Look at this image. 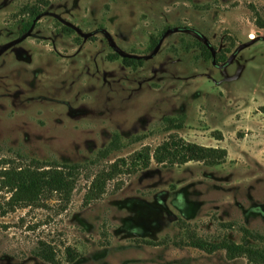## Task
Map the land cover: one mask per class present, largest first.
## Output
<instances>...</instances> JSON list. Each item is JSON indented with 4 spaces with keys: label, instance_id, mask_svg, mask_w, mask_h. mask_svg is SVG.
<instances>
[{
    "label": "rangeland",
    "instance_id": "374dc122",
    "mask_svg": "<svg viewBox=\"0 0 264 264\" xmlns=\"http://www.w3.org/2000/svg\"><path fill=\"white\" fill-rule=\"evenodd\" d=\"M255 16L264 21V0H0V264H252L187 241L264 249ZM169 135L226 159L126 166L87 199L111 164ZM64 166L74 167L67 201L45 192L15 204L1 183L3 170Z\"/></svg>",
    "mask_w": 264,
    "mask_h": 264
},
{
    "label": "trees",
    "instance_id": "16d2710c",
    "mask_svg": "<svg viewBox=\"0 0 264 264\" xmlns=\"http://www.w3.org/2000/svg\"><path fill=\"white\" fill-rule=\"evenodd\" d=\"M34 10V8H30L28 11L34 14ZM254 24L258 29H264V21H260L257 16H255ZM27 27L28 25H26L24 29ZM193 44L199 50V56L202 60L207 62L212 58L204 44L198 41H194ZM121 62L125 66L133 67L140 66L141 64L140 61H133L131 59H122ZM259 111L264 114V105L259 108ZM166 121L170 128L179 129L181 127L180 122L176 123L174 119L168 118ZM118 144V136L114 135L108 146L100 151L99 155L105 157L110 150L117 148ZM226 156V151L224 149L200 146L185 142L176 135H169V137L152 152L145 147L135 152L131 156L128 164L124 160H121L119 164V168L121 169L117 167L116 163L111 164L108 171L101 173L95 178L86 197L90 200L100 195L103 191L105 182L112 179L120 172L122 173L123 171L120 170L126 166V170H136L137 167L146 168L152 159L159 165H183L194 161L212 167L222 164ZM73 168L64 166L61 167V169H30L25 167L11 171L3 170L1 173L3 177L1 183H4L5 186L10 188L12 192L11 201L15 204H32L45 192L59 194L63 200L67 201L74 186L72 179ZM65 169L67 171H64ZM251 237L255 238L253 235H251ZM187 242L191 247L206 253L224 250L227 257L231 259L235 257H244L252 264L264 263V249L256 248L251 245L236 244L229 240L219 243H209L193 236L188 237ZM40 256L49 262L53 261L52 253L44 249H41Z\"/></svg>",
    "mask_w": 264,
    "mask_h": 264
}]
</instances>
